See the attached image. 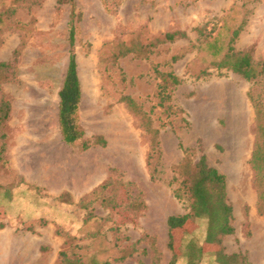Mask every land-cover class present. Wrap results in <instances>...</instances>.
I'll list each match as a JSON object with an SVG mask.
<instances>
[{
  "label": "rangeland",
  "instance_id": "374dc122",
  "mask_svg": "<svg viewBox=\"0 0 264 264\" xmlns=\"http://www.w3.org/2000/svg\"><path fill=\"white\" fill-rule=\"evenodd\" d=\"M74 1L85 139L70 144L58 112L71 5L0 0V62L10 65L0 73V102L5 98L12 106L0 160V264H58L62 251L100 263L170 264L168 218L188 213L191 204L176 195L185 178L184 148L194 150L193 162L205 153L226 176L234 232L223 237L222 250L242 255L240 264H264V214L251 163L259 136L256 107L264 110V76L248 80L217 69L210 65L211 53L198 47V27L219 33L224 43L231 28L244 23L234 46L254 49L255 61L264 63V0ZM175 30L188 38L149 45ZM127 47L134 51L122 55ZM176 55L182 57L173 60ZM156 67L182 79L163 105ZM124 96L159 129L160 158L152 156L142 115ZM96 136L106 143H94ZM86 140L90 147L84 149ZM105 184L113 186L104 189ZM112 193L117 206L107 202ZM130 198L142 201V208H127ZM187 229L193 231L188 239L205 243L204 223ZM210 253L200 264H219Z\"/></svg>",
  "mask_w": 264,
  "mask_h": 264
},
{
  "label": "trees",
  "instance_id": "16d2710c",
  "mask_svg": "<svg viewBox=\"0 0 264 264\" xmlns=\"http://www.w3.org/2000/svg\"><path fill=\"white\" fill-rule=\"evenodd\" d=\"M60 4L69 3L72 8L69 29L70 54L69 61L64 77L62 87L59 91V112L58 120L60 130L65 142L73 144L85 139V130L79 122V111L82 100V87L78 72V63L75 46V1L74 0H58ZM3 15L0 13V23H3ZM244 23L238 27L231 28L229 39L222 43L220 34L213 35L206 33L202 27H198L200 50H208L213 59L210 65L217 69L227 68L242 75L248 80L256 79L264 76V63L256 62L254 59V49L237 50L234 46L236 39L243 30ZM181 38H188V33L183 30L167 31L157 36L149 44L156 47L159 44L173 42ZM132 47H127L122 51V55L133 52ZM182 55H176L173 60H178ZM7 62H0L1 71L9 68ZM156 73L160 78L158 84L157 96L160 98V105L171 100L173 88L182 82V79L174 72H163L156 67ZM128 107L142 115L143 125L151 136L152 156L160 158V141L159 129L152 126V121L148 113L142 111L141 106L130 96L122 98ZM257 106V105H256ZM11 102L3 98L0 102V160L5 159L6 145L4 140L7 135L4 131L5 125L11 116ZM256 118L258 122V141L256 143L251 163L256 172V183L259 189V212L264 214V110L262 107H256ZM96 144H105L106 141L102 136H96L94 141ZM90 147V143L84 141L83 148ZM186 159L183 164L181 174L185 176L181 186L176 190L178 197H187L190 201V211L186 214L172 215L168 218V235L169 248L173 250V257L170 264H178L181 259L186 260V264H200L205 254H213L219 264H240L243 257L240 254H227L221 246L223 237L232 234L234 227L231 224L233 217V208L228 201L226 176L222 174L216 167L209 164L205 153H201L197 161L193 162L191 154L194 150L184 148ZM151 156V157H152ZM157 167H152V178H155ZM124 183H120L122 188ZM113 186L105 184L104 189ZM117 196L112 193L108 199V204L117 206L115 200ZM126 203L127 208L131 210H140L143 206L142 201L137 198H130ZM201 223L205 224V243L216 245L215 250H206L194 238L188 239L192 234V230H188L189 224L199 227ZM183 234L178 238L179 230ZM58 264H114L106 261L98 262L96 259L86 260L82 254H70L67 251L60 253V261ZM249 264V263H248Z\"/></svg>",
  "mask_w": 264,
  "mask_h": 264
}]
</instances>
